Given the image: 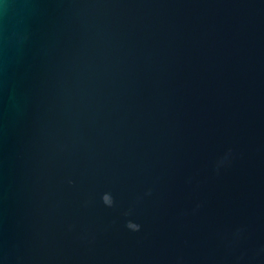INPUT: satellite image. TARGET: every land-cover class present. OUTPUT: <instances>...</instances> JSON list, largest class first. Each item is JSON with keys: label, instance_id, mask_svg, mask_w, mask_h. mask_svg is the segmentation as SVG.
I'll list each match as a JSON object with an SVG mask.
<instances>
[{"label": "water", "instance_id": "1", "mask_svg": "<svg viewBox=\"0 0 264 264\" xmlns=\"http://www.w3.org/2000/svg\"><path fill=\"white\" fill-rule=\"evenodd\" d=\"M0 264H264V0H0Z\"/></svg>", "mask_w": 264, "mask_h": 264}]
</instances>
